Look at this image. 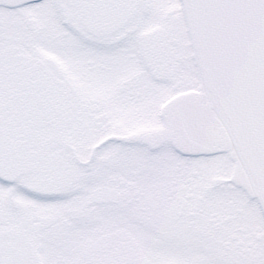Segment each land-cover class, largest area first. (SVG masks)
I'll return each mask as SVG.
<instances>
[{"label":"snow or ice","instance_id":"6c2138e0","mask_svg":"<svg viewBox=\"0 0 264 264\" xmlns=\"http://www.w3.org/2000/svg\"><path fill=\"white\" fill-rule=\"evenodd\" d=\"M0 264H264V0H0Z\"/></svg>","mask_w":264,"mask_h":264}]
</instances>
